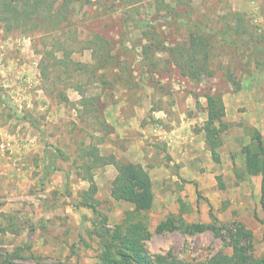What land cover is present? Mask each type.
Wrapping results in <instances>:
<instances>
[{
    "label": "rangeland",
    "instance_id": "1",
    "mask_svg": "<svg viewBox=\"0 0 264 264\" xmlns=\"http://www.w3.org/2000/svg\"><path fill=\"white\" fill-rule=\"evenodd\" d=\"M102 1L111 9H103L95 0H72L63 12L66 21L59 23L52 18L55 10L49 8L50 3L56 6V0H47V15L41 12L18 23H7L2 5H16L17 1L0 0V124H61L55 125L56 137L46 145L57 156L54 168L87 175L82 168L86 152L91 148L99 151L95 143L101 137L92 143L91 133L95 129L106 132L103 124H119L117 113L124 117L136 114L132 124H171L166 118H172L174 124L185 119H198L197 123L203 124L200 120L203 115L202 120L206 118L205 94L223 97L243 91L252 92L254 103L248 106L243 97L236 111L228 113L232 120L229 124H249V119L260 124L264 120V53L258 59L261 65L257 71L253 59L247 57L254 51L242 43L257 41L264 47V0ZM189 34L209 36L206 63L212 77L203 75L196 81L190 76L191 65L201 63L202 56L192 54L195 49L188 43ZM22 60L29 61L31 74L21 73ZM232 81L239 83L238 91ZM16 93L22 98L10 97ZM97 171L104 182L116 169L106 165L92 169L90 174L94 176ZM217 178V183L223 184V178ZM12 190L0 183V207L11 206L0 213V226L7 229L6 233L0 232V254L18 249L23 256L16 261L20 264H96L101 254L95 233L102 226L98 212L106 218L108 229L121 223L125 214H134L106 197L95 199L97 194L92 197L97 209L93 213L78 206L80 191L75 202L62 200L71 197L73 190L68 189L60 195L52 191L47 199L38 195L25 199ZM42 190L29 194H40ZM197 197L203 199L200 193ZM36 199L45 203L38 205ZM229 201L223 199V208ZM230 215L231 219L225 221L213 214L218 220L216 225L237 221L252 232L258 230L251 255L256 259L264 256L263 210L259 207L258 211L242 214L234 209ZM135 218H142L152 233L145 243L151 256L170 251L183 261L216 264L219 257L232 254L231 247L211 230L158 234L148 213ZM209 223L210 216L203 224Z\"/></svg>",
    "mask_w": 264,
    "mask_h": 264
},
{
    "label": "crops",
    "instance_id": "2",
    "mask_svg": "<svg viewBox=\"0 0 264 264\" xmlns=\"http://www.w3.org/2000/svg\"><path fill=\"white\" fill-rule=\"evenodd\" d=\"M17 52L20 54L19 51ZM19 66L22 68L21 73L31 74L29 61L22 60ZM251 96L252 92L239 91L234 94L226 93L222 97L228 129L221 134L222 145L218 149L219 163H215L211 158L202 129L204 124L197 123L198 119L181 120V124H174L172 118H166L171 124H132L137 118L136 114L124 117L117 113L118 118L115 119L119 124H103L107 126V131L103 133L100 129L93 130L92 143H95L96 137L101 136L102 138H96L97 143H95L101 156L106 153L112 154L117 161L139 164L147 172L153 193V202L148 215L155 227L168 216H177L181 210V218L188 224L208 223L210 210L220 219L227 221L231 219L230 213L234 209L244 214L250 211L253 213L254 210L258 211L259 207L261 208L262 176L246 174L244 157L239 152L250 142L251 130H257L262 137L264 136V120H261L260 124L252 119L247 120L249 124H229L232 120L228 119V113L236 111L243 97H246L248 106L254 103ZM10 97L22 98L19 93L10 94ZM92 97H98V94H92ZM81 98L82 95H78V99ZM76 106L83 108V105L78 103ZM259 107L261 109L263 106ZM202 118L204 119V115L201 116L200 121H205ZM240 119L244 120V117L241 116ZM55 125L61 126V124L38 126L0 124V142L6 144L9 150L0 152V183L13 188L11 192H20L25 199L35 198V195L47 199L51 193H54L52 191H57L60 195L64 192L63 189H68L73 190L71 197L65 196L62 200L76 202L77 192L81 193L88 189L89 182L79 176V172L73 169H56L52 166L57 156L46 145H50L49 143L56 137L53 133ZM89 144L90 141L87 145ZM242 173L243 178L237 177V174ZM100 176V172L97 171L92 177L97 188L95 199L103 196L115 205L133 210L131 204L111 199V182L116 172L104 182L101 181ZM217 177L223 178V184L217 183ZM40 188L43 189L42 193H34L32 196L29 194ZM197 191L203 199H198ZM235 197L238 198L237 201H234ZM223 199L230 200L224 208ZM36 201L39 202L38 205L41 201L45 203V200L36 199ZM10 207L9 204L1 206L0 213L9 210ZM4 227L2 225L0 229L7 230ZM252 234L253 238L256 237L258 230L257 233L252 232Z\"/></svg>",
    "mask_w": 264,
    "mask_h": 264
},
{
    "label": "trees",
    "instance_id": "3",
    "mask_svg": "<svg viewBox=\"0 0 264 264\" xmlns=\"http://www.w3.org/2000/svg\"><path fill=\"white\" fill-rule=\"evenodd\" d=\"M16 5L3 3L2 12L8 15L4 20L7 23H18L20 19H28L34 14L46 13L48 10L45 6L47 0H16ZM92 1V0H86ZM101 5L103 9H111L106 6L102 0H95ZM72 3V0H56V6L49 5V8L54 9L55 12L52 18L59 23L66 21L67 8ZM54 7V8H53ZM4 9V10H3ZM52 11V10H50ZM68 12V11H67ZM48 13H46L47 15ZM51 16V15H50ZM226 35V34H224ZM223 35V36H224ZM226 37V36H225ZM190 47L195 49L192 54H200L202 56L201 63L191 65L190 76L200 81L203 75L212 77V72L208 69L206 63L209 59V36L199 34H189ZM242 43L254 52L249 53L247 57L253 59L255 68L260 71L259 58L263 56L264 47L256 41L252 43ZM234 45L235 43L232 42ZM243 53V51H242ZM248 61V60H247ZM248 62H245V64ZM235 85V91L239 90V83L232 81ZM206 100V119L202 127L205 133V143L207 149L211 154V158L215 163L220 162L218 153L219 147L222 145L221 134L228 129V123L225 118V107L222 95L219 94H205ZM241 154L244 157L245 171L247 175L262 176L261 185V199L260 205L264 212V142L262 135L254 130L250 136V142L242 147ZM87 160L83 161L84 171L87 175H81L86 179L90 186L87 190L82 192L81 201L78 206L89 208L93 213H97V209L93 204L94 195L97 192L96 185L93 181V176L90 174L92 169L112 165L116 169V176L111 182L110 196L117 202L129 203L133 206V215L127 213L123 221L114 226L113 229L106 228V218L98 212L101 217L102 226L96 228L95 233L99 237L101 246V254L98 257L96 264H201L183 261L175 257L170 251L161 255L151 256L145 248V243L151 239L152 233L148 230L142 218H135L142 213H148L153 202L152 183L149 175L139 164L130 162L119 163L113 155L107 157L99 155L96 148H91L86 152ZM84 159V158H83ZM217 180H219L217 178ZM198 194V191H197ZM182 209V208H181ZM181 212L177 215H170L164 221H161L155 228V233L163 234L166 232L179 231L184 234H194L211 230L215 236L220 238L227 246L231 247V255H223L218 258L216 264H264V256L261 258H253L251 252L253 250V234L247 229L244 224L233 221L230 224H223L217 226L218 220L213 216L211 210L209 216L211 223L188 224L181 218ZM264 225V222H261ZM1 232L6 230L0 229ZM264 241V232H263ZM23 256L15 249L12 253L0 254V264H20L17 260H22ZM31 259H37L31 256ZM55 264H64L57 262Z\"/></svg>",
    "mask_w": 264,
    "mask_h": 264
},
{
    "label": "built area",
    "instance_id": "4",
    "mask_svg": "<svg viewBox=\"0 0 264 264\" xmlns=\"http://www.w3.org/2000/svg\"><path fill=\"white\" fill-rule=\"evenodd\" d=\"M5 151H9L7 149V145L2 143V142H0V152L4 153Z\"/></svg>",
    "mask_w": 264,
    "mask_h": 264
}]
</instances>
